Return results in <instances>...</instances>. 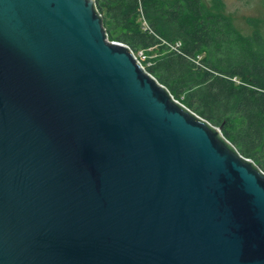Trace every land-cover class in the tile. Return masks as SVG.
Masks as SVG:
<instances>
[{"label": "water", "instance_id": "95a60500", "mask_svg": "<svg viewBox=\"0 0 264 264\" xmlns=\"http://www.w3.org/2000/svg\"><path fill=\"white\" fill-rule=\"evenodd\" d=\"M102 20L0 0V264H264V172Z\"/></svg>", "mask_w": 264, "mask_h": 264}, {"label": "trees", "instance_id": "16d2710c", "mask_svg": "<svg viewBox=\"0 0 264 264\" xmlns=\"http://www.w3.org/2000/svg\"><path fill=\"white\" fill-rule=\"evenodd\" d=\"M95 5L110 41L135 54L143 51L145 69L264 172L259 30L242 33L223 8L203 0H95Z\"/></svg>", "mask_w": 264, "mask_h": 264}, {"label": "rangeland", "instance_id": "374dc122", "mask_svg": "<svg viewBox=\"0 0 264 264\" xmlns=\"http://www.w3.org/2000/svg\"><path fill=\"white\" fill-rule=\"evenodd\" d=\"M209 6L217 3L244 34L259 30L264 36V0H203ZM146 26V23L144 22Z\"/></svg>", "mask_w": 264, "mask_h": 264}, {"label": "built area", "instance_id": "2783aa9c", "mask_svg": "<svg viewBox=\"0 0 264 264\" xmlns=\"http://www.w3.org/2000/svg\"><path fill=\"white\" fill-rule=\"evenodd\" d=\"M180 46V44H176V46H172L173 49H176ZM136 55V58L138 59V61L141 63V65L144 67V63L148 60V56L140 50V52L138 54H135ZM148 65H150V63H148ZM178 101V100H177ZM181 103V102H180Z\"/></svg>", "mask_w": 264, "mask_h": 264}]
</instances>
